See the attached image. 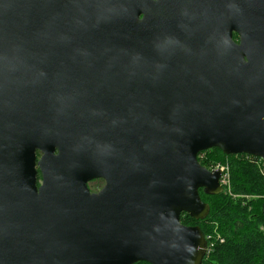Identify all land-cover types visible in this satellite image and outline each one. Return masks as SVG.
Masks as SVG:
<instances>
[{
    "label": "water",
    "instance_id": "obj_1",
    "mask_svg": "<svg viewBox=\"0 0 264 264\" xmlns=\"http://www.w3.org/2000/svg\"><path fill=\"white\" fill-rule=\"evenodd\" d=\"M213 148L264 163V0H0V264H202Z\"/></svg>",
    "mask_w": 264,
    "mask_h": 264
},
{
    "label": "trees",
    "instance_id": "obj_2",
    "mask_svg": "<svg viewBox=\"0 0 264 264\" xmlns=\"http://www.w3.org/2000/svg\"><path fill=\"white\" fill-rule=\"evenodd\" d=\"M233 39L237 40V35L234 34ZM210 151L215 155H210ZM203 153L205 158H199L198 162L209 171L210 165L217 161L235 159V162L228 172V189L222 194L207 195L199 190L201 201L209 206L204 220L195 221L187 214L180 215L182 225L199 227L204 237L210 234L207 233L209 224L216 227L214 230L219 236L214 241V235L210 234L212 251L205 253L202 264H264V163L253 156H226L216 148ZM37 177L41 178L39 173ZM95 181L104 185L102 180L91 182ZM89 183V191L94 192ZM205 198L213 199L214 203H208Z\"/></svg>",
    "mask_w": 264,
    "mask_h": 264
},
{
    "label": "rangeland",
    "instance_id": "obj_3",
    "mask_svg": "<svg viewBox=\"0 0 264 264\" xmlns=\"http://www.w3.org/2000/svg\"><path fill=\"white\" fill-rule=\"evenodd\" d=\"M209 154L212 155V156L215 155L213 151H210ZM199 158L200 159H204L205 158V154L203 152L200 153V154H198L197 159H199ZM230 161L231 162H229L226 159L223 160V161H217L215 163H212L210 165V168H209L210 170H212L214 168H219V169L223 168L224 173H223L222 177L220 178V182H222L221 184H222V187H223V191H224V189L225 190L228 189V183L226 181V178H227V174H228V172H229V170L231 168V165H233L234 162H235V159H232ZM228 179H229V176H228ZM37 180H38V183L40 184L41 178L38 179V177H37ZM102 184L103 183L102 182H99V181L91 182V184L89 183V188H91L92 190H94V192H97L98 190L101 189ZM205 200L208 201V203H212V204L214 203V200L213 199L205 198ZM214 227H215L214 224H209L207 233H210V234L214 235V241H216L217 238H218V236H219V234H218L217 230H214V229H216V227L215 228ZM210 234H207V236L204 237L205 241L207 239H209V240L212 239L211 236H210ZM206 244H207V242H206Z\"/></svg>",
    "mask_w": 264,
    "mask_h": 264
},
{
    "label": "built area",
    "instance_id": "obj_4",
    "mask_svg": "<svg viewBox=\"0 0 264 264\" xmlns=\"http://www.w3.org/2000/svg\"><path fill=\"white\" fill-rule=\"evenodd\" d=\"M213 170H219L220 172H221V177H222V175H223V173H224V170H223V168H221V169H219V168H214V169H212V171ZM220 177V178H221ZM226 181H227V183H228V174H227V178H226ZM222 182H220V184H221ZM226 183V184H227ZM222 185V184H221ZM207 244H206V249H205V253H207V254H209L211 251H212V247H213V243H211V240H209V239H207ZM222 242V241H221Z\"/></svg>",
    "mask_w": 264,
    "mask_h": 264
},
{
    "label": "flooded vegetation",
    "instance_id": "obj_5",
    "mask_svg": "<svg viewBox=\"0 0 264 264\" xmlns=\"http://www.w3.org/2000/svg\"><path fill=\"white\" fill-rule=\"evenodd\" d=\"M99 191V190H98Z\"/></svg>",
    "mask_w": 264,
    "mask_h": 264
}]
</instances>
